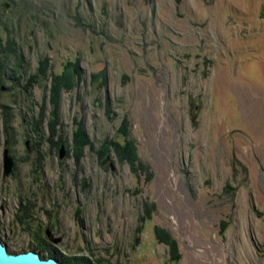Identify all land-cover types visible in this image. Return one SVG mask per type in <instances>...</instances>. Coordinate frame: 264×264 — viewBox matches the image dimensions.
Instances as JSON below:
<instances>
[{
	"label": "rangeland",
	"instance_id": "374dc122",
	"mask_svg": "<svg viewBox=\"0 0 264 264\" xmlns=\"http://www.w3.org/2000/svg\"><path fill=\"white\" fill-rule=\"evenodd\" d=\"M0 236L264 264V0H0Z\"/></svg>",
	"mask_w": 264,
	"mask_h": 264
},
{
	"label": "water",
	"instance_id": "95a60500",
	"mask_svg": "<svg viewBox=\"0 0 264 264\" xmlns=\"http://www.w3.org/2000/svg\"><path fill=\"white\" fill-rule=\"evenodd\" d=\"M8 5V4H7ZM10 7V4L9 6ZM65 155L64 147L60 152V158ZM16 170V163L14 158L9 154L8 149L4 154V175H13ZM47 235L50 236V232L47 231ZM53 240V239H52ZM58 242V239L54 240ZM0 264H67L57 257H43L41 253L30 250L20 253L11 252L8 246L3 242L0 236Z\"/></svg>",
	"mask_w": 264,
	"mask_h": 264
},
{
	"label": "trees",
	"instance_id": "16d2710c",
	"mask_svg": "<svg viewBox=\"0 0 264 264\" xmlns=\"http://www.w3.org/2000/svg\"><path fill=\"white\" fill-rule=\"evenodd\" d=\"M124 125V127H126L125 126V124H123L122 123V126ZM34 131H39L38 129H36V128H34ZM81 134H83V132H81ZM75 139H78L79 140V137H78V135L77 134H75ZM88 138L87 137H85L84 138V140H83V142L81 143L82 145H88L89 144V142H88V140H87ZM109 144H110V146H112V145H114V147H115V150L120 154V155H123V153H125L126 151H127V154H124V155H126V159L127 160H129L130 162L131 161H135V159H134V157H136L137 155H136V153H135V148H134V146L132 145V144H129V145H127V146H122V147H120L118 144H114L112 141L111 142H108ZM91 147H92V145H90ZM105 148H108L109 149V145L107 144V146H105ZM121 150H123L124 152H122ZM108 151V150H107ZM40 241V243H39V245L41 246V249L42 250H47L48 251V257H57V255H56V253L55 252H53V250L51 249V248H48V244H44V245H42L43 244V242H42V240H39ZM42 242V243H41ZM47 243V242H46ZM46 245H47V247H46ZM58 259H60L61 261H63V262H65V263H67V264H90L88 261H84V260H80V259H78V258H68V259H62L61 257H57Z\"/></svg>",
	"mask_w": 264,
	"mask_h": 264
},
{
	"label": "bare ground",
	"instance_id": "6f19581e",
	"mask_svg": "<svg viewBox=\"0 0 264 264\" xmlns=\"http://www.w3.org/2000/svg\"><path fill=\"white\" fill-rule=\"evenodd\" d=\"M51 233V232H50ZM52 240V239H51Z\"/></svg>",
	"mask_w": 264,
	"mask_h": 264
}]
</instances>
